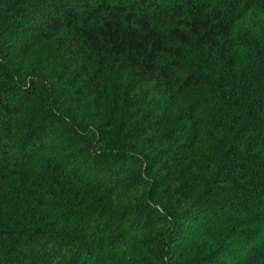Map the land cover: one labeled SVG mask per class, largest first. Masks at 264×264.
I'll use <instances>...</instances> for the list:
<instances>
[{
	"label": "clouds",
	"instance_id": "clouds-1",
	"mask_svg": "<svg viewBox=\"0 0 264 264\" xmlns=\"http://www.w3.org/2000/svg\"><path fill=\"white\" fill-rule=\"evenodd\" d=\"M78 3L0 0V264H264V0Z\"/></svg>",
	"mask_w": 264,
	"mask_h": 264
},
{
	"label": "trees",
	"instance_id": "trees-1",
	"mask_svg": "<svg viewBox=\"0 0 264 264\" xmlns=\"http://www.w3.org/2000/svg\"><path fill=\"white\" fill-rule=\"evenodd\" d=\"M73 9H75V13H82L84 11V9L82 7H80L78 0H67V7L62 9V12H64V11L68 12L69 16L71 17L72 15H74ZM58 14H61V13H58ZM191 14H192L191 7H189L187 10V15H191ZM21 15H23V14H21ZM67 26L68 25H64L62 27H67ZM199 39H200L199 34L196 32L195 29H193L192 36L184 38L183 42L185 44H192L193 42L198 43ZM68 57L70 60L73 59L72 54L70 52L68 53ZM20 103H21V99L19 97H17V99L15 101V105L18 106ZM257 134L258 135H264V123H261L260 125L257 126ZM97 159L99 161V163L97 164V167L109 166L104 158L98 157ZM234 182L239 183V181H234ZM209 203H211V201H209ZM160 211H163V209L161 208Z\"/></svg>",
	"mask_w": 264,
	"mask_h": 264
}]
</instances>
